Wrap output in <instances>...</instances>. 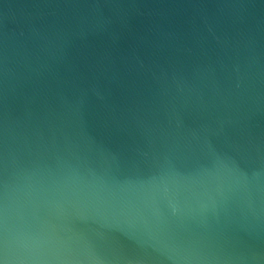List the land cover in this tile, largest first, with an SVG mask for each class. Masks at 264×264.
Listing matches in <instances>:
<instances>
[{"label":"water","instance_id":"1","mask_svg":"<svg viewBox=\"0 0 264 264\" xmlns=\"http://www.w3.org/2000/svg\"><path fill=\"white\" fill-rule=\"evenodd\" d=\"M0 264H264V0H0Z\"/></svg>","mask_w":264,"mask_h":264}]
</instances>
